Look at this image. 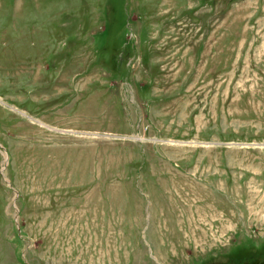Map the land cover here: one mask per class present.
<instances>
[{
	"label": "rangeland",
	"instance_id": "374dc122",
	"mask_svg": "<svg viewBox=\"0 0 264 264\" xmlns=\"http://www.w3.org/2000/svg\"><path fill=\"white\" fill-rule=\"evenodd\" d=\"M241 247L264 251V0H0V264Z\"/></svg>",
	"mask_w": 264,
	"mask_h": 264
},
{
	"label": "flooded vegetation",
	"instance_id": "af4514ba",
	"mask_svg": "<svg viewBox=\"0 0 264 264\" xmlns=\"http://www.w3.org/2000/svg\"><path fill=\"white\" fill-rule=\"evenodd\" d=\"M240 250H247L242 252L230 253L224 261L209 264H264V251H250L249 248L241 247ZM240 253V255H238ZM195 264H208L203 262H196Z\"/></svg>",
	"mask_w": 264,
	"mask_h": 264
}]
</instances>
